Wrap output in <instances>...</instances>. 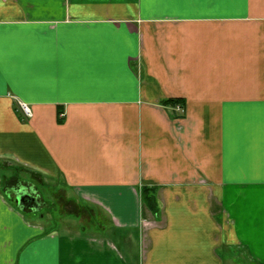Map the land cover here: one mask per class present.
I'll return each instance as SVG.
<instances>
[{
  "label": "crops",
  "instance_id": "1",
  "mask_svg": "<svg viewBox=\"0 0 264 264\" xmlns=\"http://www.w3.org/2000/svg\"><path fill=\"white\" fill-rule=\"evenodd\" d=\"M19 172L111 234L45 227ZM0 264H264V0H0Z\"/></svg>",
  "mask_w": 264,
  "mask_h": 264
},
{
  "label": "rangeland",
  "instance_id": "2",
  "mask_svg": "<svg viewBox=\"0 0 264 264\" xmlns=\"http://www.w3.org/2000/svg\"><path fill=\"white\" fill-rule=\"evenodd\" d=\"M18 175L19 180L15 183L16 186L11 192L14 196V203H16L17 198L22 197L23 195L33 197L39 204H41L39 205L41 211L38 213L40 214V217L43 216V214H46V216H44L45 220L42 221L45 227L48 228L50 226L51 229L56 227L55 230H57L58 233L73 236L84 234L89 237H99L101 232L103 233L104 231L106 236L111 234L108 221L106 219L104 221L106 215L101 211L83 205H67L66 202H68V199L61 195L60 190H55L56 188L46 190L44 187L46 185L45 183H53V185L55 184L58 188V182L43 179L38 181L36 176H31L22 172H19ZM17 206L23 208L20 204H17ZM24 209L27 214L32 213L30 211L32 209L28 207H24ZM36 216L37 218L39 217V215ZM51 218L54 219L53 222ZM108 240L110 239L108 238ZM118 246L123 254H129L124 251H127V248L123 247L121 243H119Z\"/></svg>",
  "mask_w": 264,
  "mask_h": 264
},
{
  "label": "trees",
  "instance_id": "3",
  "mask_svg": "<svg viewBox=\"0 0 264 264\" xmlns=\"http://www.w3.org/2000/svg\"><path fill=\"white\" fill-rule=\"evenodd\" d=\"M171 103L173 101H170ZM174 105V104H173ZM141 199L152 215L157 216L158 205L155 198V190L152 188H144L141 190Z\"/></svg>",
  "mask_w": 264,
  "mask_h": 264
},
{
  "label": "built area",
  "instance_id": "4",
  "mask_svg": "<svg viewBox=\"0 0 264 264\" xmlns=\"http://www.w3.org/2000/svg\"><path fill=\"white\" fill-rule=\"evenodd\" d=\"M18 107H19V110H20L22 116L25 119H30L31 118V116H32L31 111H30L29 107L26 104L18 103ZM175 111L181 112V108L179 106H176L175 107Z\"/></svg>",
  "mask_w": 264,
  "mask_h": 264
},
{
  "label": "water",
  "instance_id": "5",
  "mask_svg": "<svg viewBox=\"0 0 264 264\" xmlns=\"http://www.w3.org/2000/svg\"><path fill=\"white\" fill-rule=\"evenodd\" d=\"M32 200L33 199L29 195H26V196H22V197L17 198L16 203L20 204V205H25L26 202L29 203Z\"/></svg>",
  "mask_w": 264,
  "mask_h": 264
},
{
  "label": "flooded vegetation",
  "instance_id": "6",
  "mask_svg": "<svg viewBox=\"0 0 264 264\" xmlns=\"http://www.w3.org/2000/svg\"><path fill=\"white\" fill-rule=\"evenodd\" d=\"M23 196H26V195H23ZM31 197V196H30ZM32 199H34L33 197H31ZM32 202H35V199L34 200H32L31 202H26L25 203V205H21V206H23V207H28V208H30V209H37L38 207H39V205H36L35 203H34V205H31L32 204Z\"/></svg>",
  "mask_w": 264,
  "mask_h": 264
}]
</instances>
